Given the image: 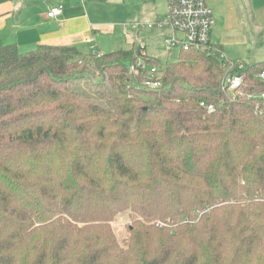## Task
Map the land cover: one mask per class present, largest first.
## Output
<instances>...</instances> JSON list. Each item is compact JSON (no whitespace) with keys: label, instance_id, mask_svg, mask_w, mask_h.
I'll use <instances>...</instances> for the list:
<instances>
[{"label":"trees","instance_id":"obj_1","mask_svg":"<svg viewBox=\"0 0 264 264\" xmlns=\"http://www.w3.org/2000/svg\"><path fill=\"white\" fill-rule=\"evenodd\" d=\"M211 48L158 60L150 91L134 49L0 47V264H264V114L220 90L242 72L264 92V62Z\"/></svg>","mask_w":264,"mask_h":264},{"label":"crops","instance_id":"obj_2","mask_svg":"<svg viewBox=\"0 0 264 264\" xmlns=\"http://www.w3.org/2000/svg\"><path fill=\"white\" fill-rule=\"evenodd\" d=\"M85 2L86 0H0V47L15 44L24 53L39 45L74 46L78 49L81 44H85L88 52L94 46L96 52L107 54L97 43L100 25L90 17ZM206 3L213 18L210 41L212 45L220 47L221 51L224 43L213 41V29L218 25H221L230 38L238 35L247 37L248 30H252V34L262 30L264 32V0H206ZM54 6H61L62 14L57 18H49L47 12ZM160 18L162 17L157 21ZM169 33L168 30V35ZM133 36L134 32L131 31V35L126 38L133 42ZM135 45L121 49H135ZM148 53L159 59L154 51ZM168 54L170 53L167 56Z\"/></svg>","mask_w":264,"mask_h":264},{"label":"rangeland","instance_id":"obj_3","mask_svg":"<svg viewBox=\"0 0 264 264\" xmlns=\"http://www.w3.org/2000/svg\"><path fill=\"white\" fill-rule=\"evenodd\" d=\"M90 17L100 25L97 43L106 53L115 52L121 48L132 47L130 38L123 35L125 24H155L159 17L165 18L168 13V0H86ZM248 30V36H236L230 38L221 25L214 27V42L224 43L222 47L223 56L230 62H238L244 65H252L264 62V32ZM168 36L165 28H153L140 30L138 37L146 45L147 51H154L159 55V60L164 66L165 63L175 62L178 58V51L169 52L163 43ZM136 46V45H135ZM78 50L82 53H89L85 44H81ZM168 54L167 56V53ZM200 216L199 213L196 214ZM115 237L122 242L129 237V229L132 227V219L129 213L118 214L110 223ZM160 228L169 227L161 221L156 222Z\"/></svg>","mask_w":264,"mask_h":264},{"label":"built area","instance_id":"obj_4","mask_svg":"<svg viewBox=\"0 0 264 264\" xmlns=\"http://www.w3.org/2000/svg\"><path fill=\"white\" fill-rule=\"evenodd\" d=\"M62 1V0H56ZM62 14L61 6H54L49 9L47 16L57 18ZM167 28L169 35L163 40L168 51L191 50L204 52L207 55L219 52L218 49L211 48V31L213 27L212 12L206 3V0H168V13L165 18H160L155 24H125L123 26V35L129 37L131 31L134 32L132 39L136 46L133 52L132 61L128 65V77L137 85L150 91H159L164 89V74L159 60L156 56L149 54L146 45L139 40L138 34L143 29ZM90 52L101 56L95 51L94 46L90 47ZM222 57L224 58L223 54ZM232 67L238 65L240 69L243 65L236 62L230 63ZM256 80L264 85V70L255 75ZM248 83L246 75L242 72L238 74L228 73L224 76L220 90L223 93L230 94L232 98H243L255 102V113L264 114V92L248 93L243 90ZM206 108L208 113L215 111L213 105L200 104Z\"/></svg>","mask_w":264,"mask_h":264}]
</instances>
